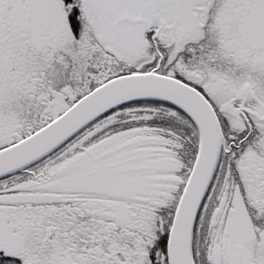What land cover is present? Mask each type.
<instances>
[{
    "label": "snow or ice",
    "instance_id": "6c2138e0",
    "mask_svg": "<svg viewBox=\"0 0 264 264\" xmlns=\"http://www.w3.org/2000/svg\"><path fill=\"white\" fill-rule=\"evenodd\" d=\"M0 264H264V0H0Z\"/></svg>",
    "mask_w": 264,
    "mask_h": 264
}]
</instances>
